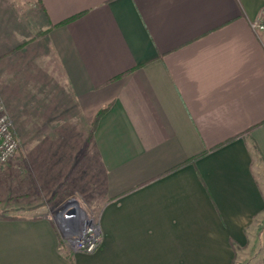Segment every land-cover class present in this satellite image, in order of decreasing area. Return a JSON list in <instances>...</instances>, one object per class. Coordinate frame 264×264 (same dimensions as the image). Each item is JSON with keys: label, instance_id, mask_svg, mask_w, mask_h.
<instances>
[{"label": "crops", "instance_id": "1", "mask_svg": "<svg viewBox=\"0 0 264 264\" xmlns=\"http://www.w3.org/2000/svg\"><path fill=\"white\" fill-rule=\"evenodd\" d=\"M262 11L0 0L1 98L20 135L51 137L25 149L16 184L34 181L48 143L73 161L109 104L88 145L104 172L98 249L64 247L54 203L5 189L14 160L0 174V264H264V30L250 25Z\"/></svg>", "mask_w": 264, "mask_h": 264}, {"label": "rangeland", "instance_id": "2", "mask_svg": "<svg viewBox=\"0 0 264 264\" xmlns=\"http://www.w3.org/2000/svg\"><path fill=\"white\" fill-rule=\"evenodd\" d=\"M4 106L11 120L12 129L18 142L16 152L5 165H8V163L14 160L21 161L22 163H19L17 166L13 165L10 170V176L7 175L9 179L5 189H11L10 191H13L15 189L25 190L26 188L28 194L34 195V197L37 198L36 201H38L39 204L44 202L48 204L54 203L55 208L53 211L55 212L53 218L55 227L59 231L61 244H64L61 236L60 224L56 217L59 211L67 206H74L76 203L86 215L96 221V216L104 199V172L99 167L92 151L88 148L90 143L88 133L86 149L80 150L73 161L67 156V150L52 151V145H50V143L46 144L48 148L50 147L48 150L35 151V155L38 157L35 158V164L31 171L29 170L30 177L34 181L29 182V184H16L15 181L18 180V177L20 178V174L27 171V166L21 158L23 153H25V149L28 148L30 143L44 142L50 140L51 137L20 135L14 126V120L9 115L5 103ZM89 130L90 126L88 132ZM44 153H46V156L41 158ZM5 165L0 170V174H2ZM1 178L2 177H0V180ZM26 197L30 196L27 195ZM26 201L27 199L9 201L7 205L13 206L16 205L14 203L21 204ZM12 211L13 209L7 210L11 215H21L19 212L15 213ZM68 249L71 250L70 248Z\"/></svg>", "mask_w": 264, "mask_h": 264}, {"label": "built area", "instance_id": "3", "mask_svg": "<svg viewBox=\"0 0 264 264\" xmlns=\"http://www.w3.org/2000/svg\"><path fill=\"white\" fill-rule=\"evenodd\" d=\"M255 31L264 30V11L250 22ZM17 139L12 129L11 120L0 96V170L16 152ZM77 204L67 206L57 214L64 245L74 251L92 253L98 249L102 233L97 221L86 215Z\"/></svg>", "mask_w": 264, "mask_h": 264}, {"label": "trees", "instance_id": "4", "mask_svg": "<svg viewBox=\"0 0 264 264\" xmlns=\"http://www.w3.org/2000/svg\"><path fill=\"white\" fill-rule=\"evenodd\" d=\"M108 107H109V104H105L101 108H99V110L95 113V115H94V117H93V119L91 121V124H90V130L88 132L89 140L92 137V133H93L95 127H96V123H97L99 117L108 109Z\"/></svg>", "mask_w": 264, "mask_h": 264}, {"label": "bare ground", "instance_id": "5", "mask_svg": "<svg viewBox=\"0 0 264 264\" xmlns=\"http://www.w3.org/2000/svg\"><path fill=\"white\" fill-rule=\"evenodd\" d=\"M78 213H82V211L78 210Z\"/></svg>", "mask_w": 264, "mask_h": 264}]
</instances>
